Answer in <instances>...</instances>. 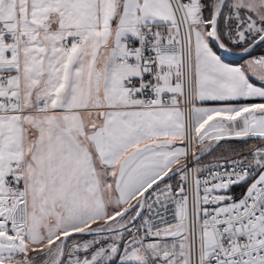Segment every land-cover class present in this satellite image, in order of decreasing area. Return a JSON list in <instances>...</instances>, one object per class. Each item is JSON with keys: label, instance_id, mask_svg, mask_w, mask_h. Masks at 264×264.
<instances>
[{"label": "snow or ice", "instance_id": "snow-or-ice-1", "mask_svg": "<svg viewBox=\"0 0 264 264\" xmlns=\"http://www.w3.org/2000/svg\"><path fill=\"white\" fill-rule=\"evenodd\" d=\"M0 264H264V0H0Z\"/></svg>", "mask_w": 264, "mask_h": 264}, {"label": "water", "instance_id": "water-1", "mask_svg": "<svg viewBox=\"0 0 264 264\" xmlns=\"http://www.w3.org/2000/svg\"><path fill=\"white\" fill-rule=\"evenodd\" d=\"M241 54H233V55H231V56H229L228 58L230 59V60H239L238 59V57L240 56Z\"/></svg>", "mask_w": 264, "mask_h": 264}, {"label": "trees", "instance_id": "trees-1", "mask_svg": "<svg viewBox=\"0 0 264 264\" xmlns=\"http://www.w3.org/2000/svg\"><path fill=\"white\" fill-rule=\"evenodd\" d=\"M234 54H240V53H234ZM258 54V53H257ZM231 61H233V62H235V63H240V61H243V60H231Z\"/></svg>", "mask_w": 264, "mask_h": 264}, {"label": "rangeland", "instance_id": "rangeland-1", "mask_svg": "<svg viewBox=\"0 0 264 264\" xmlns=\"http://www.w3.org/2000/svg\"><path fill=\"white\" fill-rule=\"evenodd\" d=\"M228 60H229V58H228ZM240 62H241V64H242V63H245L246 61L243 60V61H240Z\"/></svg>", "mask_w": 264, "mask_h": 264}, {"label": "crops", "instance_id": "crops-1", "mask_svg": "<svg viewBox=\"0 0 264 264\" xmlns=\"http://www.w3.org/2000/svg\"><path fill=\"white\" fill-rule=\"evenodd\" d=\"M229 62H233V61H231V60L229 59ZM233 63H235V62H233ZM239 64H241V62H240Z\"/></svg>", "mask_w": 264, "mask_h": 264}]
</instances>
